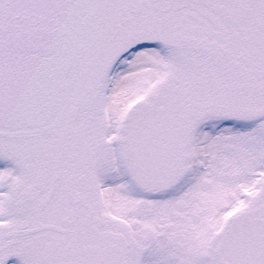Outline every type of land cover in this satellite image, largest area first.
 Returning a JSON list of instances; mask_svg holds the SVG:
<instances>
[{
	"label": "snow or ice",
	"instance_id": "6c2138e0",
	"mask_svg": "<svg viewBox=\"0 0 264 264\" xmlns=\"http://www.w3.org/2000/svg\"><path fill=\"white\" fill-rule=\"evenodd\" d=\"M0 264H264V0H0Z\"/></svg>",
	"mask_w": 264,
	"mask_h": 264
}]
</instances>
